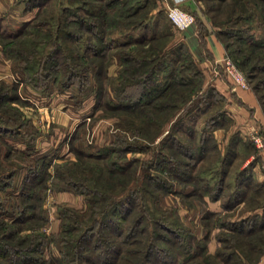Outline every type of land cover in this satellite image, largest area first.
I'll use <instances>...</instances> for the list:
<instances>
[{
	"label": "rangeland",
	"instance_id": "374dc122",
	"mask_svg": "<svg viewBox=\"0 0 264 264\" xmlns=\"http://www.w3.org/2000/svg\"><path fill=\"white\" fill-rule=\"evenodd\" d=\"M229 1L202 0V15L211 26L223 29L221 40L229 45L230 55H226L244 74L251 76L249 87L253 86L257 90L264 107V67H261L264 64V48L253 45L254 41L264 40V8L261 9L260 3L242 6L238 2L227 4ZM141 3L145 8L138 14L122 17L121 14H127L136 6V0H0V74H5L0 80V92L5 93L4 98L0 97V175L12 173L10 185L0 189V224H5L8 229H21L19 236L38 233L46 239L42 243L43 258L59 256L60 224L66 209L86 216L90 214L92 205L99 206L102 197L111 200L134 189L138 191L139 205L148 208L149 214L163 219L173 228L183 230L186 235H195L201 246H207L205 253H200V250V255L184 263L182 259L185 254L181 255L179 264H206L208 260L204 258L205 254L214 255L217 248L222 247L223 243L218 241V237L223 234L238 249L236 255L231 257L232 264H257L260 257L256 258L258 248L264 251V229L246 237L258 246L256 252L247 247L244 236L217 223L220 214L210 217L209 224L206 223L203 206L199 203L196 210L192 208L194 201H200L198 196L191 194L196 184L181 181L171 171V166L175 165V171L182 173L184 166L177 162L181 163L183 157L171 146L173 138L169 141L164 136L170 130V134L178 136L187 145L197 146L201 131L206 126L204 120L209 116L203 110L209 93L203 87V80L197 81V77L191 76L195 69L191 67L189 58L175 53L180 46L178 33L181 30L171 23L169 6L158 0H142ZM96 15H103L100 18L107 23L93 27L92 31L91 28L84 30L78 26L77 19L91 23L97 20ZM194 15L196 22L199 18L196 13ZM139 21L141 25L135 24ZM102 29L105 37L101 45L106 48V57L86 54L84 51L90 40L91 43L100 44L94 35L101 33ZM68 31L82 36H70ZM145 35L156 37L145 46L137 41L128 42ZM53 39L55 43H52ZM55 44L59 45V50L55 52L56 60L48 61L47 64L73 66L78 72L82 66H87L86 71L82 72L84 74L74 78L75 83L65 87L61 81L66 74L64 69L42 68L40 74H48L47 78L39 77L36 73L42 61L48 60V55H43ZM34 49L36 52H33ZM123 51H129L139 58L148 56L160 65L167 60L166 68L157 72V78L162 82L174 81L179 75L191 81L185 90L175 84L168 96L154 101H173L178 105V108L168 112V118L165 117L164 121L165 111H157L162 115H158L161 117L158 118L159 122L165 124L158 126L147 123V109L131 112L121 105L117 106L124 102L121 89L131 82L127 76L130 65L123 61ZM29 55L33 57L28 58ZM258 56L261 58L258 59ZM241 61L245 65H240ZM181 64L186 67L182 72ZM253 64L255 66L251 67ZM99 65L102 67L100 74ZM167 73L170 74L166 76ZM222 73L221 70L216 75ZM196 89L197 93L202 92L206 97L200 104L196 103L199 97L196 98L192 103L195 107L190 112V107L186 108V105L192 99H189L191 91ZM158 91L154 89L151 96ZM42 107H59L73 119L63 127L50 124L39 128L37 124L43 125L46 121L37 119V124H33L26 112L35 110L40 115L39 108ZM179 113L184 114L183 121L174 128L172 118L175 120ZM128 144L130 148L126 151L124 147ZM211 154L212 157L204 165L200 164L196 171L186 170L189 174L201 173L206 178L210 177L213 184L218 178L214 170L221 165L215 158L219 159L221 152L218 154L213 151ZM165 156L173 160L172 163H168ZM209 164L212 169L204 173L203 170ZM241 164L229 170L226 176L229 186H234ZM148 176L153 178L152 181L155 179V183L149 182ZM39 177L43 181L37 184ZM74 180L81 181L82 187L70 185L69 182ZM227 184L224 194L229 190ZM31 191L36 194V198H27L26 194ZM261 191L262 194L254 190L246 191L247 201L243 209L240 207L231 211L234 216L244 217L246 211L262 204L264 192ZM27 203L32 205L23 213ZM178 203L180 205L177 207ZM30 212L36 217L21 220L22 216L26 217ZM228 214L222 217L229 220ZM252 215L248 214L250 217ZM216 241L218 245L214 249ZM226 263L212 257L208 264Z\"/></svg>",
	"mask_w": 264,
	"mask_h": 264
},
{
	"label": "trees",
	"instance_id": "16d2710c",
	"mask_svg": "<svg viewBox=\"0 0 264 264\" xmlns=\"http://www.w3.org/2000/svg\"><path fill=\"white\" fill-rule=\"evenodd\" d=\"M118 1L120 0H117V2ZM219 1L225 3L227 0ZM141 2L142 0H136V6H132V10L127 14H121L122 17H130L138 14L143 8H145V6H143L144 4H142ZM237 2L239 4H242V6L248 3H252L255 5H257V3H260L261 9L264 8V0H231L227 2V4H236ZM210 9L212 8L210 7ZM214 9L215 8H213L212 10ZM211 15L212 17H214L213 14ZM100 16L103 15H96L97 20L91 21V23H84V19L83 21L77 19L78 26H82L84 30H90L91 28L92 31L93 27L97 25L102 26L107 23V21H104L103 18L101 19ZM141 23L142 22L139 21L135 24L141 25ZM100 32L101 33L99 34L102 35H97V33L94 35L96 37L95 39H97L100 44L95 42L91 43L92 41L90 40L84 52L89 55L105 58L107 54V52H105L106 48L105 46L101 45L104 39L103 37H105V35H103L104 30L102 29L100 30ZM216 32L222 39V35L224 33L223 29L216 27ZM67 34L70 36L77 35L76 33L70 31H68ZM77 36L81 38L82 34ZM155 37L156 36H151L149 38L145 35L141 38H138V40L132 38L128 42L135 43L137 41L136 43H140L142 44V46H145L149 43L148 41H152ZM55 42L56 40L53 39L52 43ZM224 45L227 49V55H230L228 54L229 45L225 42ZM253 45L261 46L264 48V40L254 41ZM106 46L108 47L109 44ZM58 47L59 45L55 44L54 48H51V50L47 54L43 55L44 57L48 55L46 56L48 60L42 61V64L39 66L41 68L37 69L36 73L39 77L47 78L48 74H40L42 68L44 69L46 66H49V68L53 70L59 68L64 69V72H66V74L64 76V79H62L61 81L62 86L65 87L70 83H75L74 78L80 77L82 74H84L82 72L86 71L87 66H82L78 72V70L73 66L69 68L60 66L61 64H47L46 62L48 61L56 60L55 52L59 50ZM148 51H150V49H148ZM148 51L145 53H148ZM33 52H36V50L34 49ZM175 53H181L182 55L184 54L187 59L189 58L190 65H192L191 67L195 69L192 71L191 76H194L195 78L197 77V81H202V74L195 66V63L191 59L189 52L183 50L181 46H178V48H176L175 50ZM31 57L33 56L29 55L28 58ZM51 57L53 59H51ZM82 57L84 56L82 55ZM260 58L261 57L258 56V59ZM123 61L126 63V65H130L129 74H127V76L130 78L131 82L125 84V87L123 86V88L121 89L124 102L117 104V106L121 105L122 108H125L131 112L147 109L145 112V119H147V123L151 125L157 124L158 126H161L164 122H159L158 118L161 119L160 116L162 115L158 114L159 112L157 111H165L163 119L164 121L166 118H168V112L171 109L178 108V105L173 101H164L163 103L154 101L162 96L163 98L168 96L171 93L169 91L174 90L175 84L179 85L185 90V87H188L189 84H191V81L184 78L183 75H179L174 81L168 80L169 82H162L160 79H158L157 72L162 71L164 70V68H166L165 64L167 63V60H165L162 65H160L159 62L155 63L153 58H149L148 56L139 58L131 54V52L129 51H123ZM100 65L98 67L99 74L102 72V67ZM183 65L180 67L181 72L186 69V67ZM240 65H245V62L241 61ZM253 66H255V64H253L251 67ZM127 67L128 66H126V68ZM261 67H264V64ZM169 74L170 73H167L166 76H168ZM245 76L250 84L251 76L248 74H245ZM172 77L174 78V74ZM100 85L103 86L102 84ZM201 85L202 83H200V88L198 87L199 89L202 88ZM251 87L253 88V86ZM154 89H158L159 91L158 93H156V95L151 96ZM205 90L209 93V96L208 102L205 103L206 106L203 110L205 113L207 112L209 116L204 120L206 126L205 129L201 131L200 141L197 146L194 147L190 144L187 145L178 136L170 134V130L165 134L164 138L169 139V141L173 138V144H171V142L169 143L171 144V146L177 149L175 152L179 153V155L183 157H179V159L181 158V163L177 162L179 165L184 166V169L181 170L182 173H177V171H175L177 169V166L175 165L171 166L173 167V169L171 168V171L174 172L181 181H192L194 184H196L195 186H193L194 188L192 189L191 194L198 196L200 201H203L204 194H208V197L213 200L223 197V205L225 206V208L230 209L241 200L246 199L247 192L254 190L260 194L261 190L256 189L257 185L251 182L250 178L244 170L238 172L237 180L235 181L234 186H229L227 184L226 176L229 173V166L231 163L230 158L235 154V150L232 148V145H230L231 148L229 146L224 156L220 157L221 165H219V168L215 170V173H218V178L217 181H214L213 184L210 182V178H201V173H193L194 171H196V169H198V166L200 164L205 163L212 157L213 154L211 153L213 151L219 154V150L216 146L215 138L213 135V130L219 127L221 124L227 122L226 114L217 104V102L219 101V96L218 94H216L215 89L209 86ZM197 91V89L191 91L190 95L192 97L190 96L189 99H192L189 104L186 105V108L188 106L190 107L188 109L190 112L192 111L191 109H194L195 107L192 103L196 98L199 97V100L196 103L200 104L206 97L205 94H203L202 92L197 93ZM255 91L257 92V90ZM100 92L101 88H99L98 95H100ZM193 94L195 95L193 96ZM4 96L5 93L0 92V97L4 98ZM209 110H212V112H208ZM158 115L160 116L158 117ZM183 117L184 114L179 113L177 114V118L175 120L174 118H172V120L174 121V128L177 127L176 125L178 124V122L183 121ZM236 139H238V136H232L231 138L232 141ZM129 148V144L127 145V147H124L126 151H128ZM164 159L167 160L168 163L173 161L170 158L168 159L167 156H165ZM186 169H189L193 172L189 174ZM209 169H212L211 164H209L206 169L203 170V172H208ZM11 175L12 173H10L9 175L6 174V176L0 175V189L2 187L10 185L11 182L9 177H11ZM34 176L37 177L38 174H34ZM148 179L149 182L155 183V179L154 181H152L153 178L149 176ZM201 180L202 184H200ZM42 181V177H39V183L37 184H40ZM69 183L70 185L72 184L73 187H77V185L81 186L83 184L78 180H74ZM226 184L228 185L227 187L229 188V190L224 194L223 192ZM86 190L92 191L89 188H87ZM92 192L97 193L94 191ZM137 193L138 191L132 189L131 191L129 190L126 195L119 198L104 200V198L102 197L100 199L99 206L92 205L90 214L86 216L80 215L73 209H66L67 211L65 210V213L62 214L64 217L62 219L64 220H62L60 224L58 239L61 245L59 256L53 255L48 258H43L42 243L46 239L41 237L38 233L30 232L28 234H24L23 236H19L18 232L21 229H16L15 227H10L8 229L5 224H0V264H179L178 259L181 255L185 254L182 259L184 263L189 259L200 255V253L203 254L205 253V251H207V246H201L202 244L198 242L199 240H197L195 235H186L184 234L183 230L173 228L166 222H164L163 219L154 217L149 214L150 212H148V208L144 207L143 205L142 207L141 205H139V200H137ZM26 196L29 199L36 198V194H32V191L30 193L28 192ZM31 205L32 204L27 203L22 212L24 213L25 209L30 208ZM263 205L264 201H262V206ZM214 215L215 214L213 212H205V214L203 215L204 221L208 223V219ZM33 216L36 217V214L33 215L32 212H30L29 214H26V217L22 216L21 220L31 219ZM218 219L219 220L217 221V223L220 226L228 227L229 229L236 231L239 235H241V237L244 236L245 238L257 234L255 233L256 231L261 232L264 229V212H262V214L254 213L251 217L246 216L234 221H231L230 219L227 220L222 216L218 217ZM21 220L19 219V221ZM247 239L248 238L245 239L246 244H248L247 247L249 249L253 248V251L257 252L258 246L254 244L251 239ZM227 240H229V242H226ZM218 241L223 243L222 247H218L214 255L210 253L205 254L204 258L208 260L205 263L208 264L209 260L213 257L222 259L223 261L227 262L226 264H232L231 257L236 255V251L238 250L236 249L237 247H235L234 243H231V240L225 234L218 237ZM160 243L164 244L160 245ZM258 252L259 253L257 254L256 258H258L263 253V249L259 247Z\"/></svg>",
	"mask_w": 264,
	"mask_h": 264
},
{
	"label": "crops",
	"instance_id": "0c3cea01",
	"mask_svg": "<svg viewBox=\"0 0 264 264\" xmlns=\"http://www.w3.org/2000/svg\"><path fill=\"white\" fill-rule=\"evenodd\" d=\"M158 1L160 3L162 2L165 6L177 3L182 8L190 10L198 15L199 20H197L195 24L185 30L179 31L178 34L181 41L180 46L183 50L189 52L195 66L204 78L203 87L207 88L210 86L215 89L216 94L219 96L217 104L227 116V122L213 130L216 146L221 152L220 157H223L229 146L232 145L235 154L230 158L231 163L229 170L238 163H242L239 167V171L244 170L251 182L257 185L256 189L264 191V146L258 148L252 140V132L255 130L264 137V107L262 106L258 93L253 88H243L233 84L231 79L224 73L216 75L213 71L216 64L220 66V63H222L227 49L218 36L216 28L211 26L208 19L202 15V0H180L178 2L175 0ZM0 55H2L1 51ZM4 75L0 74V80L3 79ZM39 112L41 113L40 115L36 114L37 112L35 110L31 113L26 112L28 118L29 116L31 117V122L33 124H37V119L43 122L46 121V124H37L39 128L41 126H49L50 124L63 127L73 119L72 117L70 118L66 111L60 110L59 107H42L39 108ZM78 124L79 121L76 125ZM232 136H238V139L232 141ZM220 157L219 159L215 158V160L220 161ZM204 173L207 172L205 171ZM201 178L206 177L202 175ZM245 201H247V199L241 200L229 209L225 208L223 205V197L213 200L208 197V194H204L203 201H194L195 204L193 203L192 208L196 210V207L200 203L203 206V211L213 212L215 217L218 214H220L219 216H225L228 213H232L231 211L236 208L241 207V209H243ZM179 205L180 203L177 204V207ZM249 210L250 211H246L247 213L243 215L244 217L248 216V214H262V212H264V205L262 206V204H259V206L256 205ZM228 215L230 216L227 218L231 221L244 218H236L234 213ZM217 243V241L214 242V249L217 247ZM257 264H264V251L260 255Z\"/></svg>",
	"mask_w": 264,
	"mask_h": 264
},
{
	"label": "built area",
	"instance_id": "2783aa9c",
	"mask_svg": "<svg viewBox=\"0 0 264 264\" xmlns=\"http://www.w3.org/2000/svg\"><path fill=\"white\" fill-rule=\"evenodd\" d=\"M175 1L178 2L180 0ZM168 16L171 20V23L179 30L185 29L195 23L194 13L182 8L177 3L169 5ZM213 70L216 74L222 70V72H224V74L231 79L233 84L243 88H249V82L245 74L239 69L237 64L229 56L225 55L222 63H220V66H217L216 64ZM252 140L258 148L264 146V137L256 130L252 132Z\"/></svg>",
	"mask_w": 264,
	"mask_h": 264
}]
</instances>
